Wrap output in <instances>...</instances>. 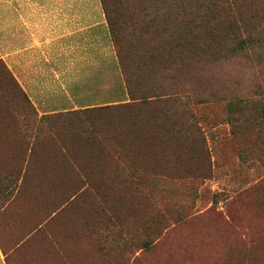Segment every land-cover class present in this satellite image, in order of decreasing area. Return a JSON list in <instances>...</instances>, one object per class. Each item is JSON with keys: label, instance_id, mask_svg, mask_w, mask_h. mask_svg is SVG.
<instances>
[{"label": "rangeland", "instance_id": "obj_1", "mask_svg": "<svg viewBox=\"0 0 264 264\" xmlns=\"http://www.w3.org/2000/svg\"><path fill=\"white\" fill-rule=\"evenodd\" d=\"M97 55L106 75L75 85V102H130L114 44ZM201 77L199 102L177 116L192 124L189 139L177 133L170 145L147 125L175 103L40 115L19 101L17 80L0 83V264H264V61L219 63ZM119 120L133 123L131 145L111 151Z\"/></svg>", "mask_w": 264, "mask_h": 264}, {"label": "trees", "instance_id": "obj_2", "mask_svg": "<svg viewBox=\"0 0 264 264\" xmlns=\"http://www.w3.org/2000/svg\"><path fill=\"white\" fill-rule=\"evenodd\" d=\"M101 2L111 28L119 64L126 77L130 102L78 110L72 112L74 115L88 116L97 111L112 110L113 114L116 113L114 116H117V112L120 113L121 110H129L140 103L153 100L160 106L175 103L177 105L173 107L174 109L166 110L163 107L164 111H159L155 116L156 120L147 125L150 130L162 137L161 145L166 143L170 145L177 133L189 139L192 124L190 121L181 123L177 116L180 117V113L192 112L189 108L191 104L199 102L198 98L192 95L204 91L201 76L206 70L212 69L213 65L239 58H249L250 61L258 63L264 61V0H101ZM0 64L5 65L3 61H0ZM140 69L142 72L153 71L159 75L163 73L164 80L168 76L173 82L167 86L162 79L158 80L159 75L152 81L145 82L140 74L137 75ZM137 70L139 71L136 72ZM7 73L9 79L3 72L2 82L9 80V83L16 85V79L11 76L9 69ZM140 80L143 83L141 89ZM148 84L153 86L146 87ZM17 87L18 96L21 98L19 101L32 106L25 91L20 86ZM167 88L172 92L167 94ZM148 93L156 95L152 100H148L146 97ZM66 115L68 114L43 116L39 121L56 123ZM115 124L117 127L112 125L114 131L111 151L116 149L124 151L126 145H131L125 138V131L130 126L125 125L133 123L127 124L119 120ZM137 124L136 129L139 130L140 120ZM141 134L145 136H140V148L143 151H150L148 135L144 132ZM198 141V137L195 136V141H192V147L195 146L194 152L200 149L196 144ZM165 148L167 147L163 149ZM136 162L140 170V158H137ZM155 162L159 160L154 161V168L157 166ZM150 164L153 165V162Z\"/></svg>", "mask_w": 264, "mask_h": 264}, {"label": "crops", "instance_id": "obj_3", "mask_svg": "<svg viewBox=\"0 0 264 264\" xmlns=\"http://www.w3.org/2000/svg\"><path fill=\"white\" fill-rule=\"evenodd\" d=\"M112 50L101 0H0V61L40 115L84 109L71 93L106 75L97 53Z\"/></svg>", "mask_w": 264, "mask_h": 264}]
</instances>
